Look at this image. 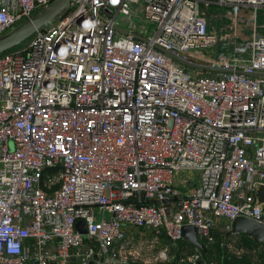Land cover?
<instances>
[{"label":"built area","instance_id":"obj_1","mask_svg":"<svg viewBox=\"0 0 264 264\" xmlns=\"http://www.w3.org/2000/svg\"><path fill=\"white\" fill-rule=\"evenodd\" d=\"M51 1L0 0V35ZM212 8L227 25H211ZM261 10L73 0L1 52L0 264H117L187 240L185 224L204 245L237 216L264 222V74L247 72H264ZM134 230L146 247L129 245Z\"/></svg>","mask_w":264,"mask_h":264},{"label":"water","instance_id":"obj_2","mask_svg":"<svg viewBox=\"0 0 264 264\" xmlns=\"http://www.w3.org/2000/svg\"><path fill=\"white\" fill-rule=\"evenodd\" d=\"M73 0H52L48 5L43 6L36 10L34 14L21 22L15 25L10 30L6 31L5 33L0 35V53L4 50H7L13 46L18 45L30 35H32L35 31L41 28H49L51 24L57 18L63 16L67 10L69 9L70 3ZM118 28L122 29V27L117 26ZM125 30V29H124ZM136 37L147 39L144 35L134 32ZM220 44L221 40H218L215 46V59H218L219 51H220ZM162 50L166 51L167 53L177 57L179 60L183 61L186 64L198 66L201 68L209 69V70H226L219 65H209V64H201L192 62L177 53L173 52L172 50L166 49L160 45H157ZM249 73L255 74H264V72L260 71H247ZM256 195L258 197V201L264 203V184H259L256 190ZM77 226L82 230L85 231V222L84 220H79ZM183 233L186 236L187 240L197 246L203 254H205V247L203 243L199 240L197 235V228L193 224H185L183 227ZM245 233L251 236L256 243L260 245V249H264V222L255 220L251 217L247 216H237L235 217L232 222L231 226L225 232V237L228 238L231 235ZM90 264H95L94 260H91Z\"/></svg>","mask_w":264,"mask_h":264},{"label":"rangeland","instance_id":"obj_3","mask_svg":"<svg viewBox=\"0 0 264 264\" xmlns=\"http://www.w3.org/2000/svg\"><path fill=\"white\" fill-rule=\"evenodd\" d=\"M210 13L212 14L213 19L211 18V25H227V21L224 20L220 14V10L216 8L210 9ZM260 19L264 23V11L261 10ZM179 175L184 176L187 175L188 177L195 176L194 172H181ZM214 233L216 235L215 241L211 243H205L204 247L206 249L205 254L202 253L200 260L202 262L208 261L209 264H224L225 258V236L222 233L221 227H216L214 229ZM243 234V233H241ZM245 234V233H244ZM134 237L129 239V245L146 247L148 242L143 241V239H148L149 241L150 236L144 235L139 230H134L133 233ZM164 241V242H163ZM162 243H158L154 249V252L151 254H143L136 257V255L128 254L126 261H120L117 264H177L182 258H186L188 255L192 254L195 251V245L191 244L188 240H181L177 243H171L169 240H163ZM166 242V243H165ZM232 246L228 245L227 250L231 253H248L252 250V245L247 240V238L241 237H233L232 238ZM234 244L242 245L241 252H235L236 247ZM168 246L167 251H165L166 257H155L156 254L160 253L161 251L165 250V247ZM255 251V250H252ZM164 255V253H162ZM181 264H188L186 260L180 261Z\"/></svg>","mask_w":264,"mask_h":264},{"label":"trees","instance_id":"obj_4","mask_svg":"<svg viewBox=\"0 0 264 264\" xmlns=\"http://www.w3.org/2000/svg\"><path fill=\"white\" fill-rule=\"evenodd\" d=\"M235 236H243L247 238V240L250 242V244L253 246L252 250L255 251H249L248 253L239 254L238 253H231L227 250L228 244H232V238ZM225 240V258H224V264H264V249H260V245L255 242V240L247 235V234H236L231 235ZM236 248L242 247V245L234 244ZM197 264H209L208 261L202 262L201 260L197 262Z\"/></svg>","mask_w":264,"mask_h":264},{"label":"crops","instance_id":"obj_5","mask_svg":"<svg viewBox=\"0 0 264 264\" xmlns=\"http://www.w3.org/2000/svg\"><path fill=\"white\" fill-rule=\"evenodd\" d=\"M238 237H241V236H238Z\"/></svg>","mask_w":264,"mask_h":264}]
</instances>
